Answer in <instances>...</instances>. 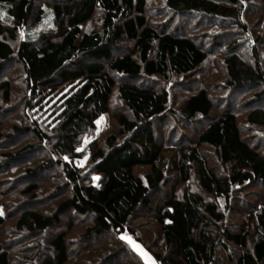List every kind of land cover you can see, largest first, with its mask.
Wrapping results in <instances>:
<instances>
[{
  "label": "trees",
  "instance_id": "1",
  "mask_svg": "<svg viewBox=\"0 0 264 264\" xmlns=\"http://www.w3.org/2000/svg\"><path fill=\"white\" fill-rule=\"evenodd\" d=\"M0 14V264H264V0Z\"/></svg>",
  "mask_w": 264,
  "mask_h": 264
},
{
  "label": "rangeland",
  "instance_id": "2",
  "mask_svg": "<svg viewBox=\"0 0 264 264\" xmlns=\"http://www.w3.org/2000/svg\"><path fill=\"white\" fill-rule=\"evenodd\" d=\"M55 97H52L47 104L51 103ZM44 108V107H43ZM97 123L101 126L99 118L97 119ZM127 242L130 243L132 248L141 256L142 260L145 264H158L156 260L138 243L136 240L132 239L129 235H121Z\"/></svg>",
  "mask_w": 264,
  "mask_h": 264
},
{
  "label": "snow or ice",
  "instance_id": "3",
  "mask_svg": "<svg viewBox=\"0 0 264 264\" xmlns=\"http://www.w3.org/2000/svg\"><path fill=\"white\" fill-rule=\"evenodd\" d=\"M3 18V15L2 14H0V19H2Z\"/></svg>",
  "mask_w": 264,
  "mask_h": 264
}]
</instances>
